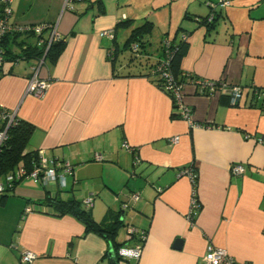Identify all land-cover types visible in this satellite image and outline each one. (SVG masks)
I'll list each match as a JSON object with an SVG mask.
<instances>
[{
  "label": "crops",
  "instance_id": "obj_1",
  "mask_svg": "<svg viewBox=\"0 0 264 264\" xmlns=\"http://www.w3.org/2000/svg\"><path fill=\"white\" fill-rule=\"evenodd\" d=\"M97 1L10 3L11 25H56L64 46L40 66L31 51L28 59L13 61L42 44L37 35H8L0 109L34 127L25 152L68 163L72 174L65 188L22 178L0 200V264H20L22 252L37 255L33 264H108L109 244L85 233L75 217L52 215L50 206L40 204L47 197L78 202L97 223L119 215L115 242L122 247L138 244L126 241V226L144 231L140 257L117 264H196L209 244L239 263L264 264V100L252 95L264 89V0H231L210 33L194 18L206 17L208 2L216 0H101L103 14ZM122 20L130 26L118 27ZM143 22L153 26L144 69L115 76L109 49L118 47L115 66L125 71L121 47ZM185 35L180 69L191 80L183 85L182 100L192 128L156 77L147 75L164 57L161 41L177 45ZM33 69L50 83L41 99L25 94ZM194 79L239 86L243 98L232 106L226 94L200 95ZM96 153L101 161L94 160ZM234 164L244 172L232 175ZM193 198L196 215L189 221ZM178 240L182 245L175 249Z\"/></svg>",
  "mask_w": 264,
  "mask_h": 264
},
{
  "label": "built area",
  "instance_id": "obj_2",
  "mask_svg": "<svg viewBox=\"0 0 264 264\" xmlns=\"http://www.w3.org/2000/svg\"><path fill=\"white\" fill-rule=\"evenodd\" d=\"M12 0H3L7 4V6L3 10V14L0 18V70L4 64V56L2 50V39L8 33H17V34H27L33 33L39 37V42L44 46L43 56L39 58L38 63L39 66L43 65L46 53L49 47L59 39V33L57 31L56 25H48L41 24L37 26H19V25H11L8 22V17L10 15V3ZM231 0H216L214 3H211L212 8L216 9H225L230 6ZM44 31H47L49 34L46 38L42 37ZM107 34V32L105 33ZM163 49L165 50L164 59L160 64L156 66V68L152 71V74L157 75L166 83L165 89L170 91L173 95L174 105L176 109L180 111V116L189 123V126L196 127L194 123H192L190 118L189 109L183 103V94L182 89L183 86H176L173 83L170 72L166 68V63H168V49L171 45V41L169 39H164L162 42ZM38 71L33 69V75L28 82V86L26 88V95H30L36 99H41L50 83L44 80H40L37 77ZM191 83L195 86L198 94L200 95H222L226 94L229 97L230 104L232 106L238 105L240 100L243 98V90L239 86H232L228 84L226 81H208L202 79H194ZM252 95L257 100H264V89H253ZM0 123H3L4 126L0 130V147L7 139V131L10 127L15 125L16 118L15 114L11 112H7L4 109H0ZM177 137L173 139V142H177ZM95 161H101L102 157L100 154L96 153L94 155ZM58 169H60V173H58ZM190 175L195 180L194 173L190 170ZM230 172L232 175H240L244 172V167L242 164H234L230 168ZM72 174V167L68 163H60L53 161L51 159H47L44 157L43 152H38V163L35 164L33 169L28 173L23 167H19L13 174L7 175L5 178L0 179V194H2L8 186H11L15 181L21 180L22 178L31 179L34 183H47V182H55L58 184L60 188H65L67 186V176ZM138 195L132 196V199H137ZM85 204L90 206L91 199L85 200ZM125 204L124 207H126ZM192 207L193 210L187 215L189 221L193 216L196 215V212H193L194 209H197V202L195 198L192 199ZM31 209L28 207L25 209V213H29ZM125 236L126 241L137 239L138 244L133 248L128 247H120L118 249V256L121 259H138L142 252V243L146 239V233L144 231L138 230L134 226H126L125 227ZM37 255L32 252H22L20 254V264H33L36 260ZM196 264H242L237 262L227 251L222 248L214 247L209 244L206 247V251L201 259L198 260Z\"/></svg>",
  "mask_w": 264,
  "mask_h": 264
},
{
  "label": "trees",
  "instance_id": "obj_3",
  "mask_svg": "<svg viewBox=\"0 0 264 264\" xmlns=\"http://www.w3.org/2000/svg\"><path fill=\"white\" fill-rule=\"evenodd\" d=\"M208 10L209 14L206 17H195L194 20L195 22L198 23L199 26L205 27L206 31L210 33L212 30L215 29L217 26V23L221 17L222 10L223 9H216L212 8L211 2H208ZM97 5L99 8V11L101 14L105 12V8L102 4L101 0L97 1ZM7 6L3 0H0V18L3 14L4 8ZM119 26H130V21L129 20H122L119 24ZM153 30V26L150 22H143L140 26L135 27L131 29L128 38L124 42L123 46L121 47V53L128 51L129 53L132 54L130 56L129 61L127 60V65L128 67L125 71L126 73H123L125 71H119L120 69L115 66L116 58L119 53L118 47H112L108 51V55L110 58V62L112 65V71L116 73L115 76L118 77H130L132 76V72L130 69H132V66L134 67H139L140 71L141 69H144V64L141 61L144 55L146 54V46H147V41L145 39L151 34ZM8 35H12L13 39L14 37H17L21 34L17 33H8L6 34L3 39H2V50H3V56L9 53L6 50V46L8 45ZM26 35L31 36L35 35L33 33H27ZM164 40V39H163ZM161 41V44L163 42ZM39 41V37H38ZM64 42L61 41L59 38L56 42H54L48 49L45 59L49 58L50 60L54 61L58 55L61 53L63 49ZM187 43H186V35L181 37L180 42L177 45H173L171 43L168 51V55H166V58L168 57V63H166V68L170 72L173 83L176 86H183L185 85L186 81H190L191 77L186 76L185 74L182 73L180 69L181 61L186 54L187 51ZM163 49V45H162ZM29 51H31V54L35 58H41L43 56V51H44V46L41 45V48L39 47H32L24 50L22 52V55H16L13 56L12 60L17 61V60H26L29 58ZM165 50L163 49V56H164ZM164 57L162 58V60ZM162 60H159L149 71L147 74L149 77H156V80L154 82L158 87H160L161 90H163L171 99L172 105L174 110L176 109L174 105V99L173 95L170 91H167L165 89L166 83L164 82L163 79L158 77L157 75L152 74V71L156 68L158 64L161 63ZM137 63V64H136ZM3 67V66H2ZM142 67V68H141ZM119 69V70H117ZM2 70V68H1ZM0 70V72H1ZM133 70V69H132ZM137 75H141V72ZM121 73V74H119ZM176 113L172 114V117H177ZM4 124L0 123V130L3 128ZM34 132V127L26 123L24 121H20L16 119L15 125L10 127L7 131V139L5 142L1 145L0 147V179L5 178L9 174H13L17 168L22 166L26 172H30L35 164L38 163V152L37 151H30V152H25L26 147L28 145V142L30 140V137L32 133ZM194 174L195 172L192 171ZM20 181V180H18ZM18 181H15L11 186H8L6 190L0 194V200L3 201L7 197H9L16 184H18ZM42 205H47L52 208L53 212L51 213L52 215L56 217H62L64 215H71L75 217L78 221H80L85 228V233H94L103 238L109 245L112 246L114 249L116 259L117 261L121 260V258L118 256V249L122 247L124 244L119 245L116 244L115 242V237L117 235V232L119 230V227L121 226L122 221L119 218V215L113 218V221L111 222H102V223H97L95 222L89 212H86L82 210L79 206V203L74 201V200H69V201H63V200H56L55 198H49L47 197L43 203H40Z\"/></svg>",
  "mask_w": 264,
  "mask_h": 264
},
{
  "label": "water",
  "instance_id": "obj_4",
  "mask_svg": "<svg viewBox=\"0 0 264 264\" xmlns=\"http://www.w3.org/2000/svg\"><path fill=\"white\" fill-rule=\"evenodd\" d=\"M181 245H182V241L178 240L174 244V248L175 249H180ZM107 258H108V264H117V262H118L117 259H116V255H115L114 249L112 248L111 245H109V251H108V254H107Z\"/></svg>",
  "mask_w": 264,
  "mask_h": 264
},
{
  "label": "rangeland",
  "instance_id": "obj_5",
  "mask_svg": "<svg viewBox=\"0 0 264 264\" xmlns=\"http://www.w3.org/2000/svg\"><path fill=\"white\" fill-rule=\"evenodd\" d=\"M122 54L124 55V57L127 58L128 61H129V59H130L129 57L132 56V54L129 53L128 51H126V52H122L121 55H122ZM138 68H139V67H138ZM132 69H135V67L132 66Z\"/></svg>",
  "mask_w": 264,
  "mask_h": 264
}]
</instances>
